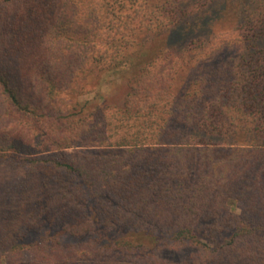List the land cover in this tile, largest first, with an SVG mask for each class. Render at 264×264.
<instances>
[{
    "label": "trees",
    "instance_id": "obj_1",
    "mask_svg": "<svg viewBox=\"0 0 264 264\" xmlns=\"http://www.w3.org/2000/svg\"><path fill=\"white\" fill-rule=\"evenodd\" d=\"M0 168L5 264H264V0H0Z\"/></svg>",
    "mask_w": 264,
    "mask_h": 264
},
{
    "label": "rangeland",
    "instance_id": "obj_2",
    "mask_svg": "<svg viewBox=\"0 0 264 264\" xmlns=\"http://www.w3.org/2000/svg\"><path fill=\"white\" fill-rule=\"evenodd\" d=\"M123 77H121L120 75H115L113 73L111 74H107L106 76H104V78L102 79L101 82V86L99 87L100 89V93H102L101 95H105L108 96V101L110 102H117V103H122L127 91H128V87L127 85L123 82L125 79V77H129L130 73L128 71H126L123 75ZM95 95V91H93L91 93L90 96H94ZM102 98V97H101ZM100 98V99H101ZM8 168H0V195L2 194V190H8L9 189V185L13 182H15V180H13L12 174L10 171H7ZM15 179V178H14ZM9 191V190H8ZM6 195L9 196V192L5 193ZM7 200L9 201V198H7ZM234 208V206H233ZM169 251H172L171 254L174 255L173 250L169 249ZM177 251V254L175 256V258H183V257H187L189 255V248L183 250L182 252ZM166 252H168V250H160L158 251V254H165ZM6 262V258L4 255L0 254V264H5Z\"/></svg>",
    "mask_w": 264,
    "mask_h": 264
}]
</instances>
